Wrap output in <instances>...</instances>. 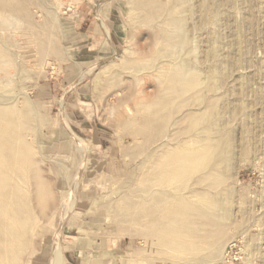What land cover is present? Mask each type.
<instances>
[{
	"label": "rangeland",
	"instance_id": "1",
	"mask_svg": "<svg viewBox=\"0 0 264 264\" xmlns=\"http://www.w3.org/2000/svg\"><path fill=\"white\" fill-rule=\"evenodd\" d=\"M17 1V15L0 25V46L12 58L3 64L8 76L0 73V103L11 101L23 116V139L54 193L45 213L35 205L18 264H264V0H223L220 18L192 30L189 47L172 59L154 32L171 30L180 18L191 28L197 19L192 10L169 17L162 5L175 0H160L153 21L156 10L138 0ZM208 36L220 53L233 51L241 60L214 95L234 107L227 128L235 155L226 182L230 218L220 248L178 260L173 250L150 243L149 221L132 223L129 207L149 185L144 173L163 141L148 143L142 135L145 111L160 90L167 93L171 68L201 60ZM178 102L163 106L162 115L180 117L169 114Z\"/></svg>",
	"mask_w": 264,
	"mask_h": 264
},
{
	"label": "bare ground",
	"instance_id": "2",
	"mask_svg": "<svg viewBox=\"0 0 264 264\" xmlns=\"http://www.w3.org/2000/svg\"><path fill=\"white\" fill-rule=\"evenodd\" d=\"M138 1L143 8L156 10L151 15V21L155 19L156 14L158 15L162 6L168 9L169 17H175L177 13L183 14L189 10L196 13L197 19L191 28L187 27V22L180 18L171 22V30L158 28L156 33L154 32L155 37L167 42L164 55L171 59L176 58L180 52L189 47L192 30H204L207 24H210L209 22L220 18L219 9L225 3L223 0H196L197 2L192 5L190 0H175L174 3L161 6L160 0L159 3L157 0ZM17 2V0H0V25H4L10 16L17 15ZM22 2L20 3L19 0L20 5ZM210 38L208 36L202 41L205 49L200 48L202 56L198 63L192 59L184 60L177 67L169 70L168 83L165 86L167 93L160 95L159 89L155 99H151L152 107L143 106L147 108L146 117H143V125L140 126L143 134L141 131L140 133L147 136L148 143L162 139L163 141L156 151L154 150L156 153L154 162L144 173L147 181L154 183L157 187L154 189L155 185L151 186L150 183L144 187L141 196L139 195L141 198L129 207L131 215L128 218L132 223L149 221L146 222L144 233L150 243L152 241L160 248L173 250L179 254L178 260L182 255L193 257L200 252L205 254L209 248L213 250L220 248V244L227 237L225 228L230 218L228 211L233 192L228 190L226 182L235 155L227 128L231 121L229 119L234 114V107L227 102L225 96L216 98L214 95L225 82L229 70L232 69L230 67L237 65L241 60L231 56L233 51L220 53L217 48L219 45H216L218 42ZM1 46L0 73H5L4 77H6L8 74L3 64L12 63V58ZM190 49L193 50V48ZM157 54L158 52L156 57ZM159 75L162 74L159 73ZM159 75H157L158 78ZM176 91L177 94H175ZM175 98L179 100L178 106L175 105L176 110L171 107L170 109L173 110L169 111V114L178 112L180 117H165L162 115L163 106H167ZM219 101L223 102L222 105ZM10 102L3 99L0 103V264L20 263L19 258L28 242L26 236L36 218H34L35 205L45 213V209L51 206L54 195L50 192L47 183L43 181L42 171L40 172L41 169L38 168V160L36 158V162L34 149L31 148L32 144L28 145L24 141L25 138L23 139L27 129L21 122L23 116L17 117L18 111L11 106ZM216 113L226 118L216 117ZM143 151L145 153V150ZM150 155L148 156L151 158ZM23 184H27L26 187L29 185L32 190L25 191ZM149 248L151 254L153 248ZM155 250L158 251L157 248ZM146 251L143 258L146 257ZM190 256L187 257L191 259ZM151 261H149L150 264ZM178 262L193 264V261L181 259Z\"/></svg>",
	"mask_w": 264,
	"mask_h": 264
}]
</instances>
